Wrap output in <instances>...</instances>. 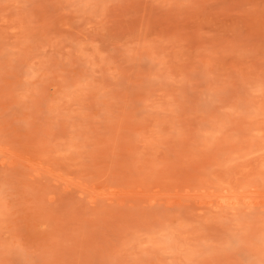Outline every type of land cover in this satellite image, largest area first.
Wrapping results in <instances>:
<instances>
[{
	"label": "rangeland",
	"instance_id": "374dc122",
	"mask_svg": "<svg viewBox=\"0 0 264 264\" xmlns=\"http://www.w3.org/2000/svg\"><path fill=\"white\" fill-rule=\"evenodd\" d=\"M0 264H264V0H0Z\"/></svg>",
	"mask_w": 264,
	"mask_h": 264
}]
</instances>
